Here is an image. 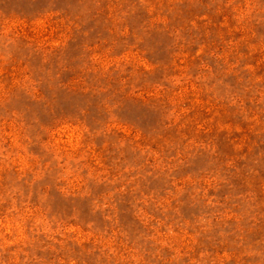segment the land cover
I'll use <instances>...</instances> for the list:
<instances>
[{
  "label": "rangeland",
  "instance_id": "1",
  "mask_svg": "<svg viewBox=\"0 0 264 264\" xmlns=\"http://www.w3.org/2000/svg\"><path fill=\"white\" fill-rule=\"evenodd\" d=\"M0 264H264V0H0Z\"/></svg>",
  "mask_w": 264,
  "mask_h": 264
}]
</instances>
